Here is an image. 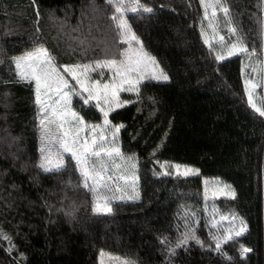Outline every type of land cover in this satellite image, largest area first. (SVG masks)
Listing matches in <instances>:
<instances>
[{
    "label": "trees",
    "instance_id": "obj_1",
    "mask_svg": "<svg viewBox=\"0 0 264 264\" xmlns=\"http://www.w3.org/2000/svg\"><path fill=\"white\" fill-rule=\"evenodd\" d=\"M140 3L152 12L139 9L127 21L169 81H146L111 113L113 125H123L121 155L137 160L141 194L100 214L73 164L58 172L39 167L36 90L18 77L14 60L43 44L59 63L74 64L88 48L79 45L81 36L69 45L67 32L91 19V11L112 30V7L106 0H0V233L11 241L0 237V264H100L105 253L132 264H264V117L247 101L244 58L216 59L200 32V0ZM226 3L249 44L260 43L264 54L255 20L264 14L262 0ZM63 25L69 28L61 34ZM74 107L86 121L91 109L94 121L101 119L78 98ZM163 163L199 173L163 176ZM207 178L233 188L235 197L220 199L219 207L246 225L219 250L202 225Z\"/></svg>",
    "mask_w": 264,
    "mask_h": 264
},
{
    "label": "snow or ice",
    "instance_id": "obj_2",
    "mask_svg": "<svg viewBox=\"0 0 264 264\" xmlns=\"http://www.w3.org/2000/svg\"><path fill=\"white\" fill-rule=\"evenodd\" d=\"M33 3H35V0H33ZM106 3L114 8L115 14L111 16V19L116 22V27L120 30V43L129 45V48H131L132 41L139 44L138 38L132 33L128 21L125 18V13L128 10L136 12L138 9H142L146 13H151L152 8L144 6L140 3V0H106ZM262 3H264V0H262ZM201 4L205 8L206 18H209L208 9H212L210 27L213 29V38L219 36L221 44L219 50H216L208 39H205V43L209 44L211 51H216V59L218 61L225 59L226 56L230 57L242 53L249 56L256 54L255 49L249 51V48L244 45L243 39L237 36L236 28L229 27L228 31L232 35L237 36V39L235 41L229 40V42L225 43V36L219 35L216 26L212 24V21L216 20L217 11H219L228 18L226 23L231 25L232 21L229 18V8L227 7L226 0H201ZM81 43H84V41H81ZM140 54L137 59L133 60L126 52H121L120 55L127 57L126 59L111 58L96 61L94 66L92 64H77L64 67L63 71L69 73L72 79L80 86V92L78 93L74 92L69 82L58 73L53 63L54 57L44 47L41 46L15 59L16 67L20 69L18 73L20 78L35 81L36 102L40 106L39 111L42 114L41 126L48 139V143L58 144L63 153H69L71 158L75 160L76 167L79 169L80 176L84 182L83 187L93 194V211L100 214H108L112 211L109 206L112 196L109 193L121 191L120 187L113 188L110 186V182L114 178L109 173L110 166L105 158L111 161L116 168H119L120 166L115 164L114 158L119 157L121 153L120 149L115 145L111 148L105 146L106 136L103 134H100L98 137L94 136L91 140L81 138L80 133L84 132L85 127H88L95 134L97 127L100 126H89L85 124L84 119L70 107L71 95H79L85 104L91 100H96V107L100 108L104 114V128L107 131H112V136L115 138L123 125L115 127L114 131L108 128L107 126L110 125L108 111L104 110L100 102L103 100L105 103H108L109 97L118 100V94L121 91L139 92L138 84L144 79L142 71L144 61L147 60L155 65V60L143 51L142 46L140 48ZM96 69H110L113 72L111 81L104 83L101 79H96L89 83L91 78L87 73L89 70L95 71ZM253 71H264V67L254 68ZM100 75L102 76V73ZM81 77L83 78L81 79ZM152 78L167 80L168 76L161 71L159 76L154 75ZM245 84L249 106L261 117H264V101H261V105L257 106L254 93V90L261 85V81L257 80L253 82L247 79ZM65 89L69 91H65ZM42 90L43 97L45 98H42ZM53 92L56 96L55 99L50 95ZM83 93H87V97ZM48 100H52V103L49 104ZM116 106L122 105L117 104ZM112 107L113 105L109 103V110H112ZM50 125H55V132H52L49 128ZM66 125L67 127H65ZM49 133H51V136L56 137L55 140L51 138ZM41 154L43 159L39 167L45 172H58L65 167L61 152H57L54 157L50 148L42 147ZM132 167L134 168L135 165H132ZM161 167L163 168L165 165H161ZM168 167H174L179 172L182 166L174 164L168 165ZM183 174H198V170L184 167ZM118 179H125V177L120 176ZM230 187V185H224L226 189H230ZM226 194L232 198L235 197L234 191ZM245 230L246 226L241 227L239 231L235 232V235L239 236ZM231 232L232 230L230 229L228 235L217 239V250L221 249V239L225 243L233 239ZM0 237L11 242L10 238L3 233H0ZM192 238L195 239V236L193 235ZM197 242L199 243V241ZM248 251L250 249L242 248V254Z\"/></svg>",
    "mask_w": 264,
    "mask_h": 264
},
{
    "label": "rangeland",
    "instance_id": "obj_3",
    "mask_svg": "<svg viewBox=\"0 0 264 264\" xmlns=\"http://www.w3.org/2000/svg\"><path fill=\"white\" fill-rule=\"evenodd\" d=\"M201 2V0H200ZM227 4V3H226ZM202 6V10L204 11V15H203V20H202V24L200 26V32L203 35V41L205 43V39H208L210 41V43L212 44V46L216 49L219 50L220 44L221 42L219 41V36H216L215 38H213V29L212 27H210V17H211V12L212 9H208V17L206 18V13H205V8ZM228 7V5H227ZM229 8V7H228ZM260 10L263 11L264 10V3L261 4ZM113 14H115L114 12V8H112ZM139 9L136 11L138 12ZM136 12H132L130 10L126 11L125 13V18L127 19V15H129L130 13H136ZM91 19H88V17L85 20L84 18H81L80 23L78 25V27L76 28H72L69 29L70 31L67 32L69 35L67 39L69 42V45H73L76 44V42L79 41V37L77 36H81L82 39H84V43L79 44L80 46H82L84 49L88 48L85 50V53H83L82 55L78 56V61H76L74 64H61L58 62L57 58L51 53L50 55L52 57H54V66H56L58 73L64 77V79H66L69 84L72 86L74 92H80V86L76 83L75 80L72 79V76L67 73L64 72L63 69L66 66H73V65H84V64H92L94 66L96 61H100V60H105V59H111V58H116V59H126L127 57H122L120 55L121 52H126L128 55H130L132 57L133 60L138 58V55L140 54V48L142 46L141 42L139 44H137L135 41L131 42V48H129V45L127 44H122L120 43V34H119V29L116 27V22H114L112 19L113 24L110 25L111 29H108V26H105L104 24H102V22L99 21L100 19V13L98 11H91ZM231 13H230V9H229V18L231 19L232 23L231 25H228L226 23V20L228 18H226L224 16V14L222 12L217 11V17L216 20L212 21V24L216 26L219 35H223L225 36L226 40L225 43L229 42V40L231 41H235L237 39V36H239L242 39H245L244 45L247 46L249 48V51H251L252 49L256 50V54L255 55H246V54H239V55H234V56H230L226 58H233V57H237V56H243V79L244 81H246L247 79L252 80L253 82H256L257 80L261 81V85L259 87H257L254 90L255 93V102L257 103V106L261 105V101H264V71H253L254 68L257 67H264V54L262 53V49L261 50H257L258 45H260V43H254V44H249L248 42V36L247 33L245 34V32H243V27H238L237 24H235V22L232 20L231 18ZM255 20H257L258 22V28L259 31L258 32V39L261 40V38L264 37V14L262 13L259 17L255 18ZM87 22V23H86ZM129 24V22H128ZM130 26V25H129ZM229 27H234L237 29V36L232 35L231 33H229L228 28ZM69 28L68 26L65 27V25L62 26V28H60V33L64 34V32L66 31V29ZM131 28V26H130ZM103 31V32H101ZM105 31V32H104ZM132 33L133 30L131 28ZM239 31V32H238ZM84 32H87L85 34V37L83 35ZM99 32V33H98ZM77 33V34H76ZM102 39H100L99 37ZM111 33H113L112 37H111ZM117 33V34H116ZM59 34V35H61ZM76 37H75V36ZM104 41L103 44H105V46L97 52H92V45L96 44V41ZM139 40V39H138ZM102 41V42H103ZM248 42V44L246 43ZM206 44V43H205ZM209 47V44H206ZM44 47L45 49H47V47L43 44L38 45V47H35L33 50L28 51V52H32L35 49L39 48V47ZM143 48V46H142ZM94 49V48H93ZM48 50V49H47ZM92 53H91V52ZM143 51L146 52L148 54V56H150L151 58H153L146 50L145 48H143ZM27 52V53H28ZM90 52V53H89ZM215 56H216V51H212ZM263 55H261V54ZM25 55V54H23ZM21 55V56H23ZM20 57V56H18ZM17 58V57H16ZM15 58V59H16ZM225 58V59H226ZM154 59V58H153ZM223 59V60H225ZM155 60V65H153L151 62L145 60L143 65H142V71L144 74V79H142L139 84H138V88L145 83L146 81H152V82H168L169 81V75L162 70L161 66L159 65L157 59ZM221 60V61H223ZM14 64L15 60H14ZM158 66V67H157ZM20 69H17V74L19 73ZM163 72L165 75L168 76L167 80H163V79H153L152 77L155 76H159L160 72ZM102 73V76L100 75ZM79 74V73H78ZM87 75L91 78L89 83L91 81H94L96 79H101L102 82L106 83L111 81L112 76H113V72L110 69H96L95 71L89 70V72L87 73ZM18 77L19 74H18ZM83 77H81L82 79ZM22 81H24L25 83H32L35 90H36V86H35V81L34 80H29V79H22ZM245 84V83H244ZM125 87H127V85H125ZM245 89H246V84H245ZM65 91H69L68 89H65ZM136 91H121L118 94V100H114L112 97L108 98V103H105L103 100L100 102L104 108L105 111H108V120L110 121V125L107 126L108 128L112 129L114 131L115 127L113 125V123L110 120V115L112 112L121 109L123 106H126L130 103V99L129 98H125L126 95H134L136 94ZM50 95L53 97V99L56 98L55 93H50ZM83 95L85 97H87V93H83ZM247 96V93H246ZM42 98L43 97V90H42ZM78 98L81 101L82 105H85V107H88L89 105L93 106V109L96 110V112L100 115L101 119L99 121H94L95 119V114L93 112V110H90V119H88V121H86V119L80 114V112L75 109L74 107V103H75V99ZM247 101H248V96H247ZM48 103L51 104L52 100H48ZM96 100H91L89 101V103L85 104L83 99H81V97L79 95H75L72 94L71 95V109L75 112L78 113L79 116H81L86 125L89 126H100L97 127L96 129V133H92L90 131V129L88 127H85L84 132L80 133L81 138H87L89 140H91L94 136L98 137L100 134H103L106 136V142H105V146L107 148H111L113 145H115L116 147H118L120 149V153H121V148H120V144L118 143L119 141V133L120 131L116 134L115 138H113L112 136V131H107L104 128V114L103 112L100 110V108L96 107ZM109 103L113 105L112 110H109ZM117 104H121L122 106H116ZM40 106L38 105V111H39ZM93 112V113H92ZM41 113L39 111L38 114V123H39V131H40V143H41V147H40V154H41V148L42 147H47L50 148L53 156L55 157V154L57 152H61L64 158V162H65V167L67 166V164L71 163L76 167L75 164V160L71 158L69 153H63L62 149H60L59 145L56 143H48V139L45 136V132L42 129L41 126ZM67 127V125L65 126ZM118 127V126H117ZM49 128L52 130V132H55V125H50ZM49 135L51 136V133H49ZM51 138L53 140H55V136H51ZM99 142V141H98ZM41 160L43 159V156L41 154ZM70 159V162H68ZM115 164H118L120 167L116 168L111 161H109L107 158H105L106 162L109 164V173L113 176V181L110 182V186L115 188V187H120L121 191L119 192H112L109 193L110 196H112L111 199V203H110V207L112 206V204H115V202H133V201H137L140 198V194H141V189H140V178L137 175V160H131V159H127L126 157H124L123 155H120L119 157H115ZM40 160V162H41ZM132 165H135V167L133 168ZM161 165H165V167H161V175L163 176H175V177H192L198 174H183V168L187 167V168H191V169H196L190 166H185L183 165L181 167V170L178 172L174 167H168V165H174L172 164H168V163H163ZM42 169V168H41ZM43 170V169H42ZM197 170V169H196ZM77 171H79V169L77 168ZM167 172V174H165ZM80 173V172H79ZM199 173V172H198ZM123 176L125 177V179H118V177ZM134 177V179H133ZM207 181V183H205ZM224 185H226L225 183H222L220 181V179H203V186H204V190H203V198L205 199V214L203 215L204 217V222L205 224H202L204 229L206 230V232L208 233V235L214 240V243L216 244L217 239H220L226 235L229 234V230L231 229L232 232V236L234 237H239L242 236L243 234H245L246 231H244L241 235L236 236L235 232L239 231L241 227L246 226L245 223L239 219L236 215L234 214H225L222 212V210L219 207V200L220 199H231L230 195H227L226 193H230L233 191V188L230 187V189H226L224 188ZM88 190V189H87ZM93 195V194H92ZM122 197V198H121ZM94 199V197H93ZM201 218H197V225L195 224V228H198V226L200 225ZM232 240V239H231ZM224 242L221 239V247L222 244ZM100 264H132V262L130 260L127 259H123L120 257H115L112 256L108 253L102 254L99 258Z\"/></svg>",
    "mask_w": 264,
    "mask_h": 264
}]
</instances>
